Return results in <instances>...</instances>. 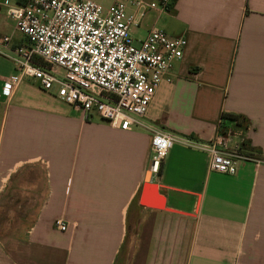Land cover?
Returning a JSON list of instances; mask_svg holds the SVG:
<instances>
[{"label":"crops","instance_id":"1","mask_svg":"<svg viewBox=\"0 0 264 264\" xmlns=\"http://www.w3.org/2000/svg\"><path fill=\"white\" fill-rule=\"evenodd\" d=\"M4 0H0V4ZM24 0H8L10 5ZM107 8L115 1L93 0ZM0 8V264H264V0H171L138 30L183 37L182 58L144 121L175 138L234 134L237 171L176 142L142 186L151 134L111 128L24 80L9 96V47L23 43ZM239 116V123L222 115ZM67 224L54 228L56 220Z\"/></svg>","mask_w":264,"mask_h":264},{"label":"built area","instance_id":"2","mask_svg":"<svg viewBox=\"0 0 264 264\" xmlns=\"http://www.w3.org/2000/svg\"><path fill=\"white\" fill-rule=\"evenodd\" d=\"M2 6L23 38L13 48L10 36L1 39L14 67V74L2 80L5 96L30 80L86 118L95 114L111 128L149 132L151 175L158 173L172 145L181 141L210 156V171L236 173L238 156L230 131H217L210 141L194 143L144 121L160 83H171L170 72L182 58L186 40L169 37L156 25L143 37L135 39L132 33L149 12H169L171 0H122L107 8L93 0H24L14 5L4 0ZM53 226L67 229L60 219Z\"/></svg>","mask_w":264,"mask_h":264},{"label":"water","instance_id":"3","mask_svg":"<svg viewBox=\"0 0 264 264\" xmlns=\"http://www.w3.org/2000/svg\"><path fill=\"white\" fill-rule=\"evenodd\" d=\"M150 176L151 173L149 171V165L147 168V172L144 178V183L142 186V191L144 193L148 192L152 195L154 202L153 203H148L145 199L141 200V203L145 207H150L158 210H168L172 211L171 209L165 207L164 204V197L158 193V187L156 184L150 183Z\"/></svg>","mask_w":264,"mask_h":264},{"label":"trees","instance_id":"4","mask_svg":"<svg viewBox=\"0 0 264 264\" xmlns=\"http://www.w3.org/2000/svg\"><path fill=\"white\" fill-rule=\"evenodd\" d=\"M226 119H228V120H232V121H235L236 123H239V122H240V120H239V116H233V115H227V114L222 115V120L224 121V120H226ZM218 131L221 132V133H223V132H225L226 130H225L224 126H221V127L218 129Z\"/></svg>","mask_w":264,"mask_h":264},{"label":"rangeland","instance_id":"5","mask_svg":"<svg viewBox=\"0 0 264 264\" xmlns=\"http://www.w3.org/2000/svg\"><path fill=\"white\" fill-rule=\"evenodd\" d=\"M138 30V29H137ZM20 35V34H19ZM132 35H133V38H139L140 36H141V32H139V31H134L133 33H132ZM10 55H11V53H10Z\"/></svg>","mask_w":264,"mask_h":264}]
</instances>
